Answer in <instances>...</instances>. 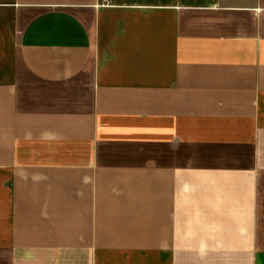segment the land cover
I'll return each mask as SVG.
<instances>
[{
  "label": "crops",
  "instance_id": "1",
  "mask_svg": "<svg viewBox=\"0 0 264 264\" xmlns=\"http://www.w3.org/2000/svg\"><path fill=\"white\" fill-rule=\"evenodd\" d=\"M264 0H0V264H264Z\"/></svg>",
  "mask_w": 264,
  "mask_h": 264
},
{
  "label": "rangeland",
  "instance_id": "2",
  "mask_svg": "<svg viewBox=\"0 0 264 264\" xmlns=\"http://www.w3.org/2000/svg\"><path fill=\"white\" fill-rule=\"evenodd\" d=\"M261 208H262V219H261V235L260 238L264 242V186L262 188V195H261Z\"/></svg>",
  "mask_w": 264,
  "mask_h": 264
}]
</instances>
